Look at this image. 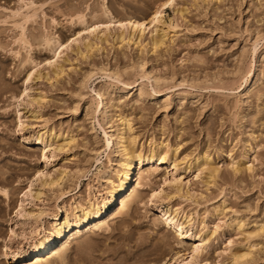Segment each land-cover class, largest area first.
Here are the masks:
<instances>
[{
	"label": "rangeland",
	"instance_id": "1",
	"mask_svg": "<svg viewBox=\"0 0 264 264\" xmlns=\"http://www.w3.org/2000/svg\"><path fill=\"white\" fill-rule=\"evenodd\" d=\"M165 1L0 0V264H35L9 252L45 234L58 245L52 223L67 212L73 221L81 206L116 209L122 134L136 155L159 149L168 161L156 172L143 165L128 213L76 238L66 264L189 261L200 243L156 221L168 210L212 236L189 264H264V0H176L155 47L147 22ZM135 21L147 24L142 39ZM48 37L67 47H48ZM142 67L168 82L153 85ZM116 70L127 72L120 82ZM140 168L137 157L130 179ZM40 211L38 222L30 215Z\"/></svg>",
	"mask_w": 264,
	"mask_h": 264
},
{
	"label": "bare ground",
	"instance_id": "2",
	"mask_svg": "<svg viewBox=\"0 0 264 264\" xmlns=\"http://www.w3.org/2000/svg\"><path fill=\"white\" fill-rule=\"evenodd\" d=\"M175 1L176 0H166L157 9V11L154 13L153 17L150 19V21L147 22L150 25V27L154 26L156 28V32L158 34V38L154 42V46L155 47H159L160 45H162V43L164 41V37H165L163 35L164 31L162 30V28L158 27V25H164L163 24L164 23L163 22V11H164V8L167 7V6H171ZM31 6H32V4H31ZM17 15H18V13H17ZM83 19H84V17L80 16V18H79L80 22H82ZM128 25L130 27H132L134 33H135V31L139 32V34H141L139 36V39H142V36H143L144 32L146 31V25L147 24L145 22L141 23V22L135 21V22H129ZM92 28L97 29V26H93V27H91V29ZM263 38H264V35L259 33L258 36H257L256 42H259V40H261ZM53 41L54 40H51L48 37V39H46V44L48 45V47L49 46L53 47L52 44H55L54 46L57 47L58 52L67 47L66 45L62 44L60 41H58V42L56 41V43H55V41L53 43ZM130 41H131V39H130ZM87 43H89V42H87ZM88 47H91V46L88 45ZM54 50H52L53 53H54ZM253 54H254L253 55V63H254L255 60H256V57H257V50H255ZM241 57H243V56H241ZM240 63L242 64V61ZM241 64L240 65L238 64L237 65L238 67L236 68L237 69L236 73L239 74V75L242 74V70H243L242 69L243 64H242V66H241ZM37 68H38V66H36L34 69L32 68L33 72L29 76V81L32 78L33 79H37L38 78ZM142 72H143V75H142L143 77L142 78L151 81V83L153 85H160L161 83L162 84H166L168 82L167 80H163L162 78H155L152 74L146 72L144 67H142ZM126 74H127L126 71L125 72H121L119 70H116L115 72H113L111 74V76L114 77L116 80H119V82H120L122 80V78L124 77V75H126ZM151 75L153 77H151ZM243 79H246V84H248L249 78L247 76V73H246V75L243 76ZM142 85H144V84H142ZM142 85L139 86L137 91H138V93L141 96H145L146 93H145V90H144ZM101 105L103 107L102 113L105 116V115H107L106 114L107 113V104H106V102H105L103 97H102ZM19 122H20V127L19 128L24 127V122L21 119L19 120ZM105 134L107 136H110L107 132H105ZM127 141H128L127 138L124 136V134H122L121 141H120L121 144L120 145H121V148L123 149L124 156H125V163L123 164L124 168H125V171L122 173V178H124V179L122 181V184L119 186L118 190H116V188H115V191L112 190L110 192V195L112 197V202H114V203L117 202L116 203L117 204L116 209L112 213H107L106 214V212H107L106 211V207H107L106 205L107 204L104 205L102 208L99 207V206L98 207H95V206L93 207L92 206L90 208H88V207L85 208V207L81 206V207L78 208L79 211L77 213L73 214L74 217H75L74 218L75 220H73V221H72V215L67 212L65 217L61 218V220L56 218L55 220H53L54 223H52V228L55 229V232L57 234L56 237L59 240V244L58 245L56 243H54L52 237H49L46 234L42 235V236L39 235V237L37 239H34L33 242L30 243V247H29L28 251H26L24 254L23 253H18L19 251L17 252L15 250L9 252V255L11 253V255L13 256L15 261H21V260L27 258L31 263L43 264L44 262H47L50 259H56L57 258V260H59L61 262V264H66L65 262H66V259H67L66 258L67 252L69 250V247L73 244V242L75 241L76 238L82 236L86 230L87 231L88 230H90V231H96L97 230L98 231V230L105 229V227L107 226V218L109 216H111L112 218H117V217H119V215H123V214H125L128 211L129 206L132 204V202L137 197L138 186H143V185H141L142 184L143 175H144V172H145V169L143 168L144 167L143 165L147 164V165H149V167L153 166L152 169L155 170L153 172H156L157 170L160 169V167H156V163L160 162V164H161L163 162L168 161V155L167 154L163 155L162 153L159 152V149L158 150L157 149H153L149 153V155L147 157L142 158V156L140 154L139 155L135 154L134 150H132V148H130V146H129L130 144H128ZM111 143L112 142H110V141L107 143L108 147L111 146ZM175 155H176V153H175ZM137 157L140 160L141 168H140V171L138 172L139 176L134 180V179H130L132 177L131 176L132 175V171H131L132 170V162ZM201 160H202V162H205V163L209 164L208 157L197 158L196 159V164H199ZM176 166H174V168H176ZM40 195H41V193H37V197L36 198L37 199L40 198ZM159 195L160 194H154V197H159ZM21 212H24L23 204L21 205L20 210L18 211V213H19L18 215L23 216ZM159 214L160 215H159L158 219H156L157 222H159L160 219H162L164 221V223L167 225L168 228H171L173 231L177 232L181 237H188V238L192 239L195 243L198 242V243L201 244V245L199 244V246L197 244V246H194V248L191 250L192 252L190 253V255H188V258H187V260H189V261H186V259L183 257L185 259V261H184V259L182 258L183 259L182 262H184L183 264H189L191 262L193 263L200 256V254H202L203 249L207 246V244L211 240L212 236L210 237V234H208L207 232H201L199 235H194V234H192L190 232V229L185 230L187 224L189 226L191 225L192 220H190L189 219L190 217H189L188 219L185 218L184 222H179V213L177 211L168 210L166 212H161ZM46 215H47V213L45 211H40L37 214H31L30 216L35 218L38 222H40L41 220H43V217L46 216ZM56 216H58V215H56ZM17 235L18 234L15 233V231H12L11 239L17 238ZM178 238L181 239L180 237H178ZM238 255H240V254H238ZM185 256H186V254H185ZM180 257H182V256H180ZM241 257H243V255H241L239 258H241ZM180 260H181V258H180ZM182 262H181V264H182Z\"/></svg>",
	"mask_w": 264,
	"mask_h": 264
}]
</instances>
